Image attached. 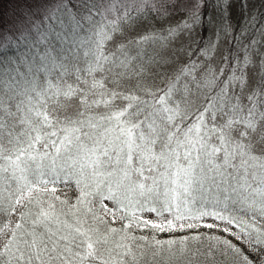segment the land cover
<instances>
[{"label":"snow or ice","instance_id":"1","mask_svg":"<svg viewBox=\"0 0 264 264\" xmlns=\"http://www.w3.org/2000/svg\"><path fill=\"white\" fill-rule=\"evenodd\" d=\"M0 264H264V0H0Z\"/></svg>","mask_w":264,"mask_h":264}]
</instances>
